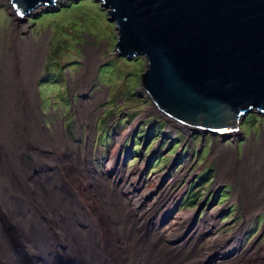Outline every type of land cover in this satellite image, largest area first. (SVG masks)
Returning a JSON list of instances; mask_svg holds the SVG:
<instances>
[{"label":"bare ground","instance_id":"1","mask_svg":"<svg viewBox=\"0 0 264 264\" xmlns=\"http://www.w3.org/2000/svg\"><path fill=\"white\" fill-rule=\"evenodd\" d=\"M3 2L5 0H0ZM12 7L17 11L13 4ZM23 19L17 17L15 21H21V25L27 27ZM13 34L7 35L5 47L2 48L0 42V264H26L27 258L33 264H123L124 259V264H239L259 255L257 246L243 248L242 237L248 224L233 235L224 237L225 241L218 237L202 248L196 240L192 246L190 243L196 232L198 239H202V236L218 230L219 222L207 220L214 214L211 212L205 217L201 230V226H196L193 221V212H178L172 217L176 211L173 207L175 194L162 181L168 175L147 185L148 181L138 176L144 164L137 171L126 173L116 153L107 161V176L111 182H106L92 163L91 143L82 149L67 136L59 121L53 124V128L45 124L38 91L36 94V78L43 67L45 55L41 50L47 37L38 42L32 35L22 37L19 34L12 38ZM10 39L21 48V55L14 52L15 47H10ZM34 43H37L36 47ZM89 48L88 73L77 76L82 80V86L91 82L101 60L99 51L96 49L98 53H93ZM23 49L31 51L25 53ZM93 57L98 61L94 63ZM87 90L83 94H88ZM101 96L102 93H98L95 100L100 101ZM89 104L88 100L78 109L81 121L89 119L91 125L97 113H92ZM153 106L157 109L154 102ZM88 132L93 138L95 128ZM219 134H226V138L237 136L235 131ZM263 148L264 138L260 142L252 140L247 146L249 165L252 162L253 169L259 168L250 176H244L245 186L253 179L259 180L248 193L255 199V194L259 196L264 190V175L259 176L260 165L264 163L258 165L257 162H264ZM234 150L231 147L223 151L222 162L229 164L231 158L237 157L236 153L231 155ZM71 151V157L76 161L68 169ZM72 154H77L78 158ZM107 183L120 186L123 191L106 199L91 193L98 188L111 190L113 187L105 186ZM142 186L145 188L140 192ZM134 191L142 195H136ZM154 191V196L161 193L156 199L167 204L159 217L157 214L161 209L149 205L151 200H155L151 199ZM135 196L137 200L132 199ZM251 206H246L249 212ZM177 226L184 231H176ZM153 232L156 236L150 238ZM166 234L168 244L164 243ZM111 236L114 241L109 240ZM184 240L191 245L190 249L181 246ZM105 243L107 249L114 245V250H117L115 243H118L123 251L117 256L114 252L107 255ZM131 250L135 254L128 257L132 255ZM207 251L211 254L205 253Z\"/></svg>","mask_w":264,"mask_h":264},{"label":"rangeland","instance_id":"2","mask_svg":"<svg viewBox=\"0 0 264 264\" xmlns=\"http://www.w3.org/2000/svg\"><path fill=\"white\" fill-rule=\"evenodd\" d=\"M17 17H23L22 22L26 23L27 27L21 25V21L16 22ZM108 18V10L96 0H58L56 7L43 5L28 16L18 15L11 0H5L0 3V42L2 48L5 47L7 35L11 32H14L12 38L19 34L22 37L32 35L38 42L47 37L45 47L41 50L45 55L43 67L36 78V94L38 91L45 124L53 128V124L59 121L67 136L80 144L82 149L91 143L92 163L106 182H111L107 176V161L116 153L121 160V168L126 173L137 171L138 167L144 164V169L138 176L148 181L147 185L168 175L165 180H161L175 194L173 207L176 211L172 217L178 212H193V221L196 226H201V230L204 228L202 226L205 217L211 212L214 214L207 220L210 223L214 220L219 222L218 230L202 236V239H198L196 232L190 243L192 246L196 240H199L197 244L202 248L218 237L225 241L224 237L233 235L248 224L242 237L243 248L257 246L259 255L245 259L239 264H264V190L259 196L255 194V199L248 193L259 180L253 179L245 186L244 177L259 169H253L252 162L249 165L246 154L247 146L252 140L260 142L264 138V113L254 110L241 119L240 131H235L237 136L227 138L226 134L196 131L168 120L154 108L149 94L143 89L142 75L147 69L146 58L142 56L129 59L117 55L119 33L116 23ZM10 42V47H15L14 52L21 55V48L11 39ZM36 44L33 46L36 47ZM87 48L93 53H98L97 49L101 60L91 82L82 86V80L77 76L88 73ZM30 51L31 49H23L25 53ZM91 60L94 63L98 61L97 57ZM86 89L88 94H83ZM98 93H102L100 101L95 100ZM88 100L92 113H97L93 125H90L89 119L82 122L79 115L78 108L84 106ZM93 128L95 135L92 138L88 130ZM231 147L235 148L231 155L236 153L237 157L231 158L229 164L222 162L221 159L225 155L223 151ZM71 153L72 151L68 169L76 161L72 159ZM72 156L78 158L77 154ZM26 157L30 159L28 155ZM257 162L258 165L264 163ZM260 166L262 167L259 176L264 175V165ZM171 182L176 185L173 186ZM105 186L113 188L109 191L98 188L91 193L106 199L109 195H119L123 191L113 183H107ZM143 187L139 189L140 192ZM134 192L136 195H142L138 191ZM152 194L151 199L155 200H151L149 205L161 209L157 214L159 217L165 212L167 204L156 199L161 193L154 196V191ZM132 199L137 200L138 197ZM247 204L252 205L250 212L246 209ZM175 230L184 231L178 226ZM155 236L156 232H153L150 238ZM109 240L114 241L115 238L111 236ZM164 243L168 244L167 234L164 236ZM190 244L184 240L181 246H188L190 249ZM17 245L20 246L19 243ZM115 245L117 250H114V245H111L109 250L106 244L107 255L114 252L117 256L123 251L120 244ZM24 246L27 250L25 241ZM67 251L68 249L65 255ZM131 252L132 255L128 257L134 256L135 252ZM205 253L211 254V251ZM122 261L124 264L125 259Z\"/></svg>","mask_w":264,"mask_h":264},{"label":"water","instance_id":"3","mask_svg":"<svg viewBox=\"0 0 264 264\" xmlns=\"http://www.w3.org/2000/svg\"><path fill=\"white\" fill-rule=\"evenodd\" d=\"M57 1L11 4L28 16ZM96 1L116 23L117 55L146 58L142 86L165 118L226 133L264 113V0Z\"/></svg>","mask_w":264,"mask_h":264}]
</instances>
